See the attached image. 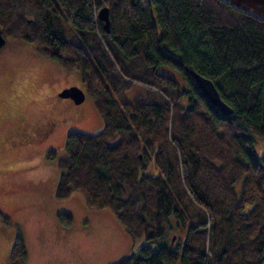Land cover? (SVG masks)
Segmentation results:
<instances>
[{
    "label": "trees",
    "instance_id": "1",
    "mask_svg": "<svg viewBox=\"0 0 264 264\" xmlns=\"http://www.w3.org/2000/svg\"><path fill=\"white\" fill-rule=\"evenodd\" d=\"M0 29L80 71L104 119L97 132L69 131L66 155L47 157L61 169L57 197L79 191L147 240L110 264H264V154L255 151L264 16L226 0H0ZM192 69L214 81L232 113L202 94ZM0 219L9 223L1 210ZM175 228L186 236L171 248ZM26 258L18 234L11 259Z\"/></svg>",
    "mask_w": 264,
    "mask_h": 264
},
{
    "label": "rangeland",
    "instance_id": "2",
    "mask_svg": "<svg viewBox=\"0 0 264 264\" xmlns=\"http://www.w3.org/2000/svg\"><path fill=\"white\" fill-rule=\"evenodd\" d=\"M73 85L85 90L80 71L40 55L31 44L10 39L0 48V210L9 216V223L0 219V264H15L11 250L18 234L27 249L20 264H110L147 243L144 236H130L109 210L88 206L81 192L65 198L54 193L61 169L48 151L66 155L69 131L97 132L104 125L87 93L80 104L59 96ZM140 91L135 86L127 96ZM255 151L264 154V139L255 138ZM59 211L72 214L73 223L63 225ZM185 236L175 228L167 243L175 248Z\"/></svg>",
    "mask_w": 264,
    "mask_h": 264
},
{
    "label": "water",
    "instance_id": "3",
    "mask_svg": "<svg viewBox=\"0 0 264 264\" xmlns=\"http://www.w3.org/2000/svg\"><path fill=\"white\" fill-rule=\"evenodd\" d=\"M236 8L250 10L254 13L264 16V0H226ZM99 19L103 22L105 30H110V11L107 6L100 8L98 12ZM6 43V38L0 29V48ZM191 74L202 91V94L214 105L218 106L223 114L232 113V107L222 98L220 91L214 81L198 71L192 69ZM59 95L61 97H71L77 104L82 103L86 97V91L80 86H68L63 88ZM175 237H173V240Z\"/></svg>",
    "mask_w": 264,
    "mask_h": 264
},
{
    "label": "flooded vegetation",
    "instance_id": "4",
    "mask_svg": "<svg viewBox=\"0 0 264 264\" xmlns=\"http://www.w3.org/2000/svg\"><path fill=\"white\" fill-rule=\"evenodd\" d=\"M60 92V91H59ZM59 94V93H58ZM60 96V95H59ZM80 104V103H79ZM51 122L49 121H47V122H45V124L46 125H48V124H50ZM55 124H56V122H54V121H52V126L49 128V129H47V132H49V133H47V134H50V132L54 129V127H55ZM38 132V131H37ZM27 143V142H26Z\"/></svg>",
    "mask_w": 264,
    "mask_h": 264
},
{
    "label": "crops",
    "instance_id": "5",
    "mask_svg": "<svg viewBox=\"0 0 264 264\" xmlns=\"http://www.w3.org/2000/svg\"><path fill=\"white\" fill-rule=\"evenodd\" d=\"M123 229L125 230V228L123 227ZM126 231V230H125ZM127 232V231H126ZM128 233V232H127ZM129 234V233H128ZM130 235V234H129ZM131 236V235H130Z\"/></svg>",
    "mask_w": 264,
    "mask_h": 264
}]
</instances>
